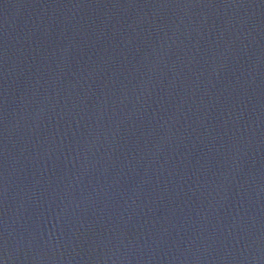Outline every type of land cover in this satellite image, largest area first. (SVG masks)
Segmentation results:
<instances>
[{
	"label": "water",
	"instance_id": "1",
	"mask_svg": "<svg viewBox=\"0 0 264 264\" xmlns=\"http://www.w3.org/2000/svg\"><path fill=\"white\" fill-rule=\"evenodd\" d=\"M0 264H264V0H0Z\"/></svg>",
	"mask_w": 264,
	"mask_h": 264
}]
</instances>
